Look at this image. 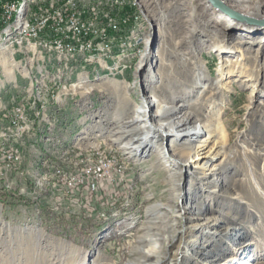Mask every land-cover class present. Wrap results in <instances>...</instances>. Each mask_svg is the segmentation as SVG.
<instances>
[{
    "label": "rangeland",
    "instance_id": "obj_1",
    "mask_svg": "<svg viewBox=\"0 0 264 264\" xmlns=\"http://www.w3.org/2000/svg\"><path fill=\"white\" fill-rule=\"evenodd\" d=\"M47 1L0 0V17L8 12L0 21V264H264V78L255 70L264 44L243 53L231 45L263 32L231 33L224 21L264 18L240 20L208 0H55L94 17V35L77 39L74 11L60 20ZM239 3L264 10V0ZM46 8L45 29L25 37ZM221 38L230 42L224 50L213 41ZM207 86L221 91L211 108L218 115L206 117L219 146L199 168L178 153L191 140L168 132L143 154L123 149L133 137L117 132L118 113L143 107L159 125L154 93L174 104L188 89V101L198 100ZM22 104L29 122L14 131ZM11 147L20 162L6 161ZM212 217L215 226L189 232Z\"/></svg>",
    "mask_w": 264,
    "mask_h": 264
},
{
    "label": "bare ground",
    "instance_id": "obj_2",
    "mask_svg": "<svg viewBox=\"0 0 264 264\" xmlns=\"http://www.w3.org/2000/svg\"><path fill=\"white\" fill-rule=\"evenodd\" d=\"M220 1H222L229 8H232L236 11H239L241 13V15L243 14V15L250 16L251 18H253L255 20L257 18H261V17L264 18V10H261L260 8L253 9V10L245 9L246 7L241 6V4L239 3L240 0H220ZM240 13H238V14H240ZM224 21L227 23L226 27L230 28L231 33H233V31H235V30H239L240 28H244V30H250V31L262 30V32H263V36L260 38V40H258L256 38L252 39L251 41L247 40V39L242 40L239 38L233 40L231 42V45L236 50L243 53V46L244 45H249V44L253 45V44H258V43L264 44V24H260L258 22H255V23L254 22L247 23L245 21L239 22L238 20L231 19V18L225 19ZM74 27H75L74 28L75 30H73V29L72 30L74 31V34L76 35V26H74ZM114 28H113V30H114ZM89 30H91V28H89L88 26L87 27H85V25L79 26V24H77V32H78V34H81L82 37H83V35L85 36L86 34H88ZM231 33H230V35H231ZM213 41L215 44L217 43V45H218L217 47L219 49L221 48V50H224L225 48H227L229 43H230L229 40L226 38H221V40L215 39ZM250 50H251V46L247 47L245 49V51H250ZM259 56H262V52L261 53L257 52L255 54H251V58H253L255 61H257V59H258L257 57H259ZM167 67H169V66H167ZM229 68H230V71H228L227 75H231V76L235 75L237 72V69L233 65L229 66ZM255 70H256V75L260 74L264 78V64L257 65V68H255ZM225 73L226 72L222 71V68H221V73H219V74H221V76H223V77H226L227 75H225ZM250 76H252V75H250ZM198 79H200L199 81L204 80L203 76H200V75H198ZM184 88H186V87H184ZM191 91H193V90L188 89V90L184 91L187 94L184 95V93H183V94L179 95L176 98V102H174V104H171V103L167 104L166 101L159 99V98L157 99L155 93L152 95V101H155L158 104L157 115H159L162 118V121L159 125H153L149 121V119L144 117L145 114H144V108L143 107H136L134 109V111H132L133 114L130 115L129 117H125V116L121 115V113H118L117 116L115 118H113L114 119L113 120L114 125L118 127L117 132L120 133L121 135L130 134L133 137L132 140H129L128 142H126L123 145V149L128 150V152L130 154H136V155H139L141 153L143 154L144 149L146 147H148V146L151 147V142L154 140V138L159 137V136H163L165 133L168 132L176 140L183 138V137L188 138L186 141H189V140L193 141L194 140V143L190 144L191 141L187 142V146L180 147V151H178V153H180V152L186 153L187 159L182 161V163H184V165L196 163V164H194V166L196 168H199L200 165L197 164L198 161L205 159V158H208L209 156L212 157L214 154H216L217 150L215 149V147L216 146L218 147L219 145H216L217 140L215 139L216 137L213 134L216 131L217 124L214 121L210 122V120H206V117L207 116L211 117L212 115L216 117L218 115V112L217 111L214 112V110H212L211 108L216 105V103H215L216 96L221 97V91L216 90V91H213L212 93H210L209 92L210 90H208V86H207L206 88L205 87L202 88V90H201L203 92L202 94L197 95L199 97L198 100L188 101L187 98L191 95ZM180 99H182V101H186L185 107H183L181 105V103L179 102ZM206 102H207V104H206ZM148 106H149V104H148ZM203 106H205V109L203 111L204 114L202 115V113H200L199 111ZM183 108H187L188 111L184 110ZM189 109H190V112H189ZM15 114H17L18 117L20 118V114H18V113H15ZM149 116L150 115L148 114V117ZM198 119H202L204 121V123L200 124L199 122H197ZM9 123H11V122H9ZM148 126H150L151 129H149ZM222 126H221V128H222ZM211 132H212V134L208 136L207 134H209ZM212 143H213V145L215 143L214 148L211 147ZM152 146L154 147L155 145L153 144ZM214 149H215V151H213ZM163 152L164 151H162V155L164 154ZM176 152L177 151H175V153ZM213 169L214 168L212 167L211 170H213ZM209 175H213V173H211V174L209 173ZM200 176L204 177V175H200ZM209 180H211V179H209ZM259 194H258V197H260ZM232 199H233L232 202H235V200H239L241 202V200L238 199L237 197H232ZM157 205H154V207L152 209H156ZM262 205H263V202H262ZM152 214H154V216L152 218H153V220H155V217L157 218L158 216L157 215L155 216L154 212ZM217 222H218V220L216 218L212 217L210 219H207L205 222L195 223L191 226V229H189V232L193 233V232H197L199 230L201 231L207 225L215 226L217 224ZM29 235L32 237L36 236L37 231H33ZM191 244H193L192 240H189V241L186 240L185 244L183 245L182 250L185 251L184 254L186 253L185 254L186 256H187V251H188L187 249ZM75 249H76L75 246H73V245L71 246V244H70V246L67 247V249L65 248L64 251L71 253ZM239 249H241V248L239 247L238 250ZM35 250H38V249L32 248V247L28 248V251H30V252H32V251L34 252ZM236 256L237 255L233 256L232 261L236 259ZM87 259H89V257H87ZM228 261H229V259H228ZM226 262H227V259H224L221 264H227ZM230 262H231V260H230ZM60 263L63 264L61 261H60ZM31 264H38V263L31 262Z\"/></svg>",
    "mask_w": 264,
    "mask_h": 264
},
{
    "label": "built area",
    "instance_id": "obj_3",
    "mask_svg": "<svg viewBox=\"0 0 264 264\" xmlns=\"http://www.w3.org/2000/svg\"><path fill=\"white\" fill-rule=\"evenodd\" d=\"M46 3L51 4L50 7L52 8V10L55 9L53 11L55 13L53 17H58V18H60V20H63V17H64L63 15H64L65 10H68L69 9V11H74V19H70L69 21L72 24H76V35H77V23H81L82 21H90V23H91V30H90V33H88V35H94V30H93V27H94V17L92 15L89 18H87L86 16H84L83 13H87V10H81L80 5H68L67 6L68 9H65L64 10V9H62L59 6H55V4H54L55 3V0L54 1H47V2H45V4ZM32 8L33 7H31V9ZM90 9L92 10L93 8H90ZM81 11L83 13H81ZM93 11H94V14H95V10H93ZM7 13H8L7 11H3V13L1 14V17H0V21H2L5 18L6 19L8 18V17H5V16H7L6 15ZM8 15H10V14H8ZM38 15H39V17H37V18H34L33 17L34 19L32 20V30H31V34H25L24 35L25 37L26 36H34L35 37V35L38 34L39 31H43L45 29V27L47 26V23H48L49 18H50V16H49L50 15L49 9L46 8V9L42 10L41 13L38 14ZM130 17L131 16L128 17L129 20H130ZM108 24L109 25H118L116 22H114V20H113L112 17H111L110 23H108ZM35 25H37V27H35ZM36 28H38V29L36 30ZM78 35H79V37L76 36V38L77 39H80L81 34H78ZM59 44H62V42H59ZM43 47H46V46H43ZM22 105L23 106H17L18 108H16V111H15V113L20 114V121H9V122L12 123V130H14V131L16 129H18V128H26V124H27V122H29V116L26 113V109H27L26 106H27V104H25V105L22 104ZM0 136H1V134H0ZM11 148H12V152L5 153V155H4L6 161L9 162L11 160L12 161V162L10 161L11 163H13V162H20V155H21V153L19 151H15L13 149V147H11Z\"/></svg>",
    "mask_w": 264,
    "mask_h": 264
},
{
    "label": "water",
    "instance_id": "obj_4",
    "mask_svg": "<svg viewBox=\"0 0 264 264\" xmlns=\"http://www.w3.org/2000/svg\"><path fill=\"white\" fill-rule=\"evenodd\" d=\"M208 1L211 2L215 7H217L221 11H223L224 13H226V14L234 17V18H237V19H240V20H246L247 19L243 15L238 14L237 12H235L234 10L229 8L227 5H225L220 0H208Z\"/></svg>",
    "mask_w": 264,
    "mask_h": 264
},
{
    "label": "trees",
    "instance_id": "obj_5",
    "mask_svg": "<svg viewBox=\"0 0 264 264\" xmlns=\"http://www.w3.org/2000/svg\"><path fill=\"white\" fill-rule=\"evenodd\" d=\"M57 234H60V233H57Z\"/></svg>",
    "mask_w": 264,
    "mask_h": 264
}]
</instances>
